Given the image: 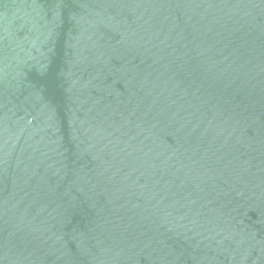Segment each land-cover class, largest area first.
Returning <instances> with one entry per match:
<instances>
[{
  "label": "water",
  "instance_id": "95a60500",
  "mask_svg": "<svg viewBox=\"0 0 264 264\" xmlns=\"http://www.w3.org/2000/svg\"><path fill=\"white\" fill-rule=\"evenodd\" d=\"M0 264H264V0H0Z\"/></svg>",
  "mask_w": 264,
  "mask_h": 264
}]
</instances>
